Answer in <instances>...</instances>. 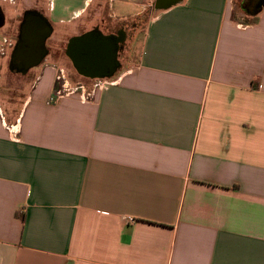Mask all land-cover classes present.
Masks as SVG:
<instances>
[{
	"label": "crops",
	"instance_id": "1",
	"mask_svg": "<svg viewBox=\"0 0 264 264\" xmlns=\"http://www.w3.org/2000/svg\"><path fill=\"white\" fill-rule=\"evenodd\" d=\"M175 1H35L50 50L0 105V264H264V0ZM119 25L134 64L50 102L57 49Z\"/></svg>",
	"mask_w": 264,
	"mask_h": 264
},
{
	"label": "water",
	"instance_id": "2",
	"mask_svg": "<svg viewBox=\"0 0 264 264\" xmlns=\"http://www.w3.org/2000/svg\"><path fill=\"white\" fill-rule=\"evenodd\" d=\"M51 34L52 28L41 13L35 10L25 11L9 57V71L25 75L39 66L48 54L46 41ZM123 41L121 32L105 36L98 29H94L70 38L64 54L80 76L92 80L108 79L119 68L118 51Z\"/></svg>",
	"mask_w": 264,
	"mask_h": 264
},
{
	"label": "rangeland",
	"instance_id": "3",
	"mask_svg": "<svg viewBox=\"0 0 264 264\" xmlns=\"http://www.w3.org/2000/svg\"><path fill=\"white\" fill-rule=\"evenodd\" d=\"M35 1L36 0H0V12L2 16L4 17V28L0 32V43L2 44L3 35L9 36L12 39H16L17 34L13 33V31L16 30L18 21L21 20V17L26 10L33 9L35 7ZM238 11V6L236 8ZM148 14L143 15L142 19V26L139 27V30L143 29V25L146 24L147 18L150 16V10L147 11ZM110 26H113L110 24ZM121 25L115 26L116 29L113 30L114 35H117V33L121 30ZM10 27L12 30H10ZM104 28V27H101ZM10 30V31H9ZM13 34V35H12ZM56 37L57 40H59L58 35H53ZM51 37V39H54V37ZM65 47H61V49H57L58 56L62 59V62H65L66 68H64L61 64L60 67H63L65 69V73L67 76V79L69 80V83L72 84V89L77 88V83H81L85 87H90V80H87L81 76H79L74 68L72 67L70 61L65 57L64 54ZM49 53V48L47 49ZM137 46H134V44L131 46V49H127L126 52L122 49V52L118 57H120V68L118 69L117 73L110 79L107 80V82H113L117 79L118 73L122 70L126 69L127 67L134 64L136 61V56L138 53ZM121 51V50H120ZM0 56V105L5 106L7 105V101H10L11 99L17 97L18 91L16 90L17 86L23 82L29 81L30 77L32 76V72L36 71L37 67L31 69L26 75L21 76L17 75L15 73H12L8 70V63L9 59H3ZM103 82V81H101ZM6 94V96L4 95ZM15 95L14 97H12ZM11 102V101H10Z\"/></svg>",
	"mask_w": 264,
	"mask_h": 264
},
{
	"label": "built area",
	"instance_id": "4",
	"mask_svg": "<svg viewBox=\"0 0 264 264\" xmlns=\"http://www.w3.org/2000/svg\"><path fill=\"white\" fill-rule=\"evenodd\" d=\"M147 1H151V0H147ZM63 77V76H62ZM58 81H60V78L58 77L57 78ZM75 91H78L77 88H70L69 86L67 88H64V90H58L56 93H55V96L50 98V102H55L57 99L61 98L62 96H64L65 94L68 95V94H72L73 92ZM65 92V93H64ZM84 97V96H83Z\"/></svg>",
	"mask_w": 264,
	"mask_h": 264
},
{
	"label": "flooded vegetation",
	"instance_id": "5",
	"mask_svg": "<svg viewBox=\"0 0 264 264\" xmlns=\"http://www.w3.org/2000/svg\"><path fill=\"white\" fill-rule=\"evenodd\" d=\"M2 20H3V17H2V15L0 13V24L2 23Z\"/></svg>",
	"mask_w": 264,
	"mask_h": 264
},
{
	"label": "trees",
	"instance_id": "6",
	"mask_svg": "<svg viewBox=\"0 0 264 264\" xmlns=\"http://www.w3.org/2000/svg\"><path fill=\"white\" fill-rule=\"evenodd\" d=\"M2 15V14H1Z\"/></svg>",
	"mask_w": 264,
	"mask_h": 264
}]
</instances>
